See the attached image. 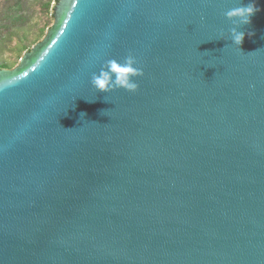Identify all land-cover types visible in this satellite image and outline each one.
Masks as SVG:
<instances>
[{
	"label": "water",
	"instance_id": "water-1",
	"mask_svg": "<svg viewBox=\"0 0 264 264\" xmlns=\"http://www.w3.org/2000/svg\"><path fill=\"white\" fill-rule=\"evenodd\" d=\"M248 2L55 0L0 68V264H264V0L240 48L224 15ZM129 54L137 91L92 86Z\"/></svg>",
	"mask_w": 264,
	"mask_h": 264
},
{
	"label": "rangeland",
	"instance_id": "rangeland-1",
	"mask_svg": "<svg viewBox=\"0 0 264 264\" xmlns=\"http://www.w3.org/2000/svg\"><path fill=\"white\" fill-rule=\"evenodd\" d=\"M55 0H0V68H14L41 41L52 25ZM23 13L26 25L14 26L13 15Z\"/></svg>",
	"mask_w": 264,
	"mask_h": 264
},
{
	"label": "clouds",
	"instance_id": "clouds-1",
	"mask_svg": "<svg viewBox=\"0 0 264 264\" xmlns=\"http://www.w3.org/2000/svg\"><path fill=\"white\" fill-rule=\"evenodd\" d=\"M259 11L256 0H249L247 4L240 3L239 6L229 9L224 13L226 18L233 21L234 26L229 30L232 43L240 48L245 33L238 31L240 25L251 23V17ZM249 36L252 33H248ZM138 61L135 56L129 54L123 62L109 60L106 69H101L99 74H93L91 77L92 86L100 92H110L116 89H124L128 92L137 91L139 85L134 78L143 75L141 68L137 67ZM113 76L115 79L113 80Z\"/></svg>",
	"mask_w": 264,
	"mask_h": 264
},
{
	"label": "trees",
	"instance_id": "trees-1",
	"mask_svg": "<svg viewBox=\"0 0 264 264\" xmlns=\"http://www.w3.org/2000/svg\"><path fill=\"white\" fill-rule=\"evenodd\" d=\"M11 22L14 26H25V23L27 22V17H25L22 12L16 13L15 15H13V19Z\"/></svg>",
	"mask_w": 264,
	"mask_h": 264
}]
</instances>
